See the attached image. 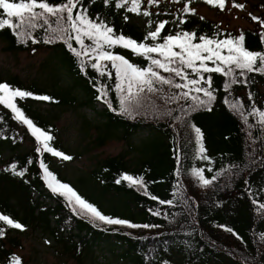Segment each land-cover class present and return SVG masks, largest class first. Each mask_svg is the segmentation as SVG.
I'll return each instance as SVG.
<instances>
[{"label": "trees", "instance_id": "trees-1", "mask_svg": "<svg viewBox=\"0 0 264 264\" xmlns=\"http://www.w3.org/2000/svg\"><path fill=\"white\" fill-rule=\"evenodd\" d=\"M255 1L258 3V6H254L256 9L264 7V0ZM49 2L58 3L62 0ZM173 2L155 0L149 4L147 0H141L139 15L148 11L153 24L148 28H139L130 22L137 16V13L129 11L130 3L117 7L112 0L108 5L103 4L102 0H83L90 16L105 17L117 34L129 36L138 43H151V38L144 39L146 33L155 30L159 22L167 21L161 37L174 35L177 31H189L196 33L197 39L193 42L199 43L200 35L216 39L244 35L246 48L264 51V41L261 39L264 35V16L251 15L254 27L233 30L222 26L221 22L204 17L189 4L177 9L175 14L172 12ZM239 3L238 0H225L224 7L220 8L218 4L196 0L195 5L202 4L222 12L229 4ZM185 6L195 11L185 12ZM3 15L0 11V17ZM253 16L259 19L253 20ZM33 35L40 40L39 43H22L6 27L0 30V42L5 45L4 50L11 53L28 52L33 48L35 51H49L50 57L44 64V80L27 81L17 74L0 73V82H8L36 95L52 98L49 101L18 98L17 104L38 126L51 131L54 136L51 145L72 159L64 160L48 152L36 153L38 145L30 130L15 119L11 109L0 104V117L3 118L0 119V214L8 215L25 226L17 229L0 221V228L4 230V235L0 237V264H13V257L17 256L15 250L22 247L21 236L30 228L45 230L53 239L58 254L75 258L79 263L89 259L93 264H99L97 260L100 256L97 252L109 245L121 249L120 253L115 254V250L110 248L117 260L116 264H163L165 260L170 261V264H264V210H259V204L264 203V132L259 126L258 116L248 115L253 104L264 110V74L248 73V83L235 84L228 91L223 86L227 78L220 73L212 74V87L217 97L211 106L212 110L200 109L191 113L190 123H195L203 132V140L197 143L195 133L190 128L169 118L156 120L149 114L132 119L118 111H111L96 97L100 94V86L108 85L110 90L107 98L114 107L119 108V95L114 87L115 75L111 78L101 77L90 67V63L95 61L89 62L82 72L79 58L62 41L44 43L40 39L44 35L43 29H38ZM73 46L79 48L75 41ZM111 50L141 66L147 63L142 56L122 46L117 45ZM209 65L212 66L211 62ZM188 71L191 75V70ZM175 91L179 90L165 86L167 95ZM149 99L161 107H177L173 103L165 105L159 95ZM225 99L229 103L226 104ZM237 99L244 105L243 115L230 107ZM97 102L104 106V110L99 113V121L93 122L84 116L81 123L85 137H90L91 131L94 135L86 146L74 150L63 142L61 129L56 124L57 114H44L36 107L48 104L75 109L92 106ZM144 127L152 131V136L133 145L134 136ZM114 140L130 145V149L135 152L133 158L129 157L130 150L105 157L97 161L88 174H82L76 181L63 175L61 166L64 163L80 158L89 149L101 148ZM201 143L206 149L204 155L209 159H201L198 155ZM30 159L31 163L28 162ZM41 161L47 164L57 179L70 184L105 214L161 227L131 229L127 226H93L86 217L73 214L63 197L51 192L40 168ZM12 163L17 164V171L27 169L23 177L12 173L9 167ZM193 167L204 169L206 178L217 175V181L207 187L201 185L190 173ZM221 168L225 170L223 174H220ZM177 169L180 170L179 176L176 175ZM124 173L143 177L149 195L123 180ZM118 179L121 180L119 184L116 183ZM177 181L183 186L184 194L192 205L190 215L183 209L160 205L151 199L152 195L161 199L173 198ZM45 193L55 199V205L44 203L40 197ZM149 209H159L162 215L155 216ZM177 211L183 215L169 223L173 219L170 213ZM220 224L232 227L238 236L220 228Z\"/></svg>", "mask_w": 264, "mask_h": 264}, {"label": "snow or ice", "instance_id": "snow-or-ice-1", "mask_svg": "<svg viewBox=\"0 0 264 264\" xmlns=\"http://www.w3.org/2000/svg\"><path fill=\"white\" fill-rule=\"evenodd\" d=\"M112 2L117 7H123L130 3L129 11L135 12L137 15L140 14L141 0H112ZM147 2L152 4L155 0H147ZM206 2L212 5L218 4L220 8H223L225 4V0H206ZM102 3L108 5L110 0H102ZM235 7L243 9L245 5L239 3ZM0 11L4 14L3 17H0V30L6 27L11 29L15 37L22 43L29 41L34 44L39 43L40 40L33 33L38 29H43L44 35L40 39L46 44L62 41L67 49L79 58L80 71L84 72L91 61H95L90 63L91 69L99 73L101 77L111 78L113 76L112 70H114V87L115 92L119 95V108L114 107L107 98V92L110 90L108 85L102 84L99 88L100 94L96 97L98 100H102L111 111H118L119 114L132 119L149 114L156 120L169 118L181 126L190 128L195 133L197 143L203 140V132L195 123H190L191 113L200 109L212 110L213 101L217 99L215 89L212 87V74L220 73L227 78L223 85L226 91L235 84L248 83L246 79L248 73L264 74V51H252L246 48L244 35L224 39L200 35L199 43H194L193 41L197 39L195 32L177 31L174 35L167 34L161 37V31L167 23V21H161L156 25L155 30H149L144 37L145 40L151 38V43H138L136 39L124 34H117L105 17L90 16L83 0H62L58 3L49 2V0H0ZM184 11L195 10L185 6ZM150 15L148 11L143 12L144 17ZM124 19L127 20L128 17L125 16ZM252 19L257 20L259 18L253 16ZM147 23L151 26L153 21L149 19ZM261 39L264 41V35L261 36ZM158 40H162V42H158ZM73 41L79 45V48L73 46ZM117 45L142 56L147 61L146 65L141 66L133 63L124 55L112 51L111 49ZM32 50L35 52L36 49L33 48ZM224 50H226V54ZM102 62H110L111 69ZM209 62L212 66L209 65ZM188 70H191V75ZM162 73H167V75ZM205 74H208L207 77ZM165 86L168 89L179 91L167 95ZM156 95L162 98L165 105L173 103L177 107H161L154 102L149 104V98ZM28 97L43 101L52 99L47 95H36L32 91L15 87L8 82H0V104L11 109V112L15 114V119L22 122L30 130L38 145L35 152H48L64 160H71L70 155H66L51 145V142L54 141L52 132L38 126L18 106V98L24 100ZM249 98H251V93H249ZM225 103H229L227 99H225ZM230 107L239 110L243 115L244 105L239 99ZM248 115L258 116L259 126L264 132V110L253 104ZM0 119L3 118L0 117ZM205 151L206 149L201 143L198 155L201 159L206 160L209 157L204 155ZM28 162L31 163V159ZM9 167L14 175L20 177H23L27 171L26 168L17 171L16 163H12ZM40 168L43 170L44 179L51 192L63 197L73 214L86 217L93 226H127L131 229L161 227L158 224H140L130 219L105 214L94 203L80 195L70 184L57 179L43 161L40 162ZM8 170L5 169V171ZM224 171L221 168L220 174H223ZM190 173L205 187L212 185L218 179L217 175L206 178L204 169L199 167L191 168ZM176 175H180L179 169H177ZM122 179L136 186L138 190H143L145 195H149L148 185L143 177H133L124 173ZM120 182L119 179L116 181L117 184ZM172 197L161 199L152 195L151 199L158 201L160 205L183 209L189 215L191 214L192 205L189 203V198L184 194L183 186L179 184V181H177ZM259 210H264V203L259 204ZM149 211L155 216L162 215L159 209H149ZM170 215L173 219L169 223H172L183 213L177 211L170 213ZM0 221H4L7 225L17 229L25 227L4 214H0ZM219 227L238 236L232 227L225 224H220ZM113 230L117 229L114 228ZM3 235L4 230L0 228V237ZM262 239H264V234H262ZM13 264H22L20 257L14 256ZM163 264H170V261L165 260Z\"/></svg>", "mask_w": 264, "mask_h": 264}, {"label": "rangeland", "instance_id": "rangeland-1", "mask_svg": "<svg viewBox=\"0 0 264 264\" xmlns=\"http://www.w3.org/2000/svg\"><path fill=\"white\" fill-rule=\"evenodd\" d=\"M171 1H174L173 13H175L177 9L182 8L184 5L189 4L194 6L196 11L204 17L221 22L222 26L233 30L254 27L255 23L251 20V15L264 16V7H259L261 10L256 9L254 6H258V3H256L255 0H238L242 4L244 2L247 3L243 9L229 4L224 10H222V12L209 9L202 4L195 5L196 0ZM148 20L149 17L137 15L134 16L130 22L139 28H148L150 27L147 23ZM4 46L5 45L0 42V73L17 74L22 79L27 81L44 80L46 76L44 64L50 57L49 51L38 50L33 52L32 50L28 52L11 53L4 50ZM102 63H106L108 68L111 69L110 62ZM112 71L113 75H115L114 70ZM150 102L152 103L153 101L150 100ZM36 107L44 114H57L58 120H56V124L61 129L63 142L71 150H74L76 147L86 146V144L90 141L91 136L94 135V132L91 131V136L85 137L83 131L81 130L83 117L85 116L93 122H98L99 113L104 110L103 104L99 102L92 106H83L75 109L70 107H53L48 104H39ZM152 134L153 133L149 128H142L134 136L132 140L133 145H138L142 140L152 136ZM130 148L131 146L126 142L114 140L108 142L101 148L89 149V151L83 152L80 158L64 163L63 166H61V171L68 179L76 181L82 174H88L97 161L105 157L114 156L120 154L121 152H127L130 150L131 153L129 157L133 158L135 152ZM83 191L89 194L88 191H85L84 189ZM40 198H42L46 204H56L55 199L47 193ZM104 207L105 209L107 208L106 205H104ZM21 241L22 247L16 249L15 253L18 257H20L22 264H93L89 259H85L82 263H79L75 258L58 254L55 249L56 247L53 239L47 232H45V230L41 228H30L27 233L21 236ZM110 248H112V246L106 245L97 252L100 256L97 260L99 264L117 263V260L113 256ZM112 250H115V254L121 252V249L116 247L112 248ZM102 256L107 257V259L105 260Z\"/></svg>", "mask_w": 264, "mask_h": 264}]
</instances>
